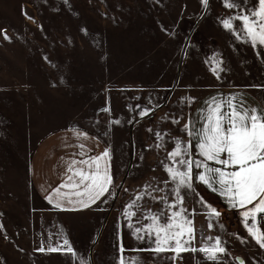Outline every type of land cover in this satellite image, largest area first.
Masks as SVG:
<instances>
[{
  "label": "rangeland",
  "instance_id": "374dc122",
  "mask_svg": "<svg viewBox=\"0 0 264 264\" xmlns=\"http://www.w3.org/2000/svg\"><path fill=\"white\" fill-rule=\"evenodd\" d=\"M228 9L225 0L207 7L201 0H0V264H99L116 221L147 229L152 216L165 224L181 207L196 230L191 247L219 238L230 264L237 257L264 264V252L252 258L239 249L227 216L209 217L191 190L181 189L183 204L169 207L174 184L165 164L177 140L188 143L189 110L215 82L205 57L216 43L206 27ZM250 45L235 47L247 49L243 63ZM67 128L93 131L109 150L112 184L98 208L57 211L30 183L38 143ZM138 236L156 247L154 235Z\"/></svg>",
  "mask_w": 264,
  "mask_h": 264
},
{
  "label": "snow or ice",
  "instance_id": "6c2138e0",
  "mask_svg": "<svg viewBox=\"0 0 264 264\" xmlns=\"http://www.w3.org/2000/svg\"><path fill=\"white\" fill-rule=\"evenodd\" d=\"M201 3L207 7L208 0H201ZM225 6L234 7L233 3L225 0ZM254 17L259 19L250 20L248 16L237 17L242 21L248 42L253 48L264 47V0H260L258 12L253 13ZM223 27L237 34V28L233 26L230 20L223 21ZM8 37L5 35V39ZM219 68L217 62L216 68L212 69L215 73ZM235 97L227 101L217 103L215 98L207 109V114L203 117L201 126L196 128L188 122L183 131L190 138L185 144L177 140L175 149L169 153L168 159L172 165L165 164V171L169 179L174 184L171 190L174 201L169 202L170 208H176L183 204L181 189L193 190L192 178L193 168L200 170L196 179L205 184L210 190L218 192L225 198L231 208L244 209L241 212L243 223L249 234L253 236L258 244L264 248V233L256 228V221L259 214H264V109L256 108L245 109L242 105H237ZM225 104L227 105L225 110ZM109 111V109H104ZM147 110L141 115H147ZM178 123V121H173ZM119 124V120L112 121ZM78 137L87 139V134L77 132ZM160 134L157 133V136ZM196 138V148L198 155L202 159H195L191 153V138ZM84 148L83 144L79 145ZM223 157V158H222ZM110 153L107 149L99 156L89 159L72 160L68 167L67 179L54 192V195L60 196L61 188H68L71 191L63 193V196L69 197L67 202L73 205H79L81 208L90 207L102 196L108 193L112 184L110 172ZM209 162H213L220 167H211ZM168 181H165L167 184ZM149 186H145V193ZM159 189H154L158 191ZM74 196L77 199L73 200ZM137 196L136 200L142 199ZM49 203L62 210H79L76 207L63 209L59 200L53 201L52 195L48 196ZM199 203L208 209L209 217L218 218L220 213L203 200ZM248 205H252L251 208ZM134 207L133 204L128 205ZM186 209L182 207L173 212L170 222L161 224L159 217L152 216V224L147 229L137 228L136 232L145 231L148 235H154L156 247L155 252L165 250L175 251L177 254L181 251H199L204 253L206 260L218 261V253H225L219 238L207 237L210 243L200 248L191 247L196 238V230L191 219L184 216ZM126 216L131 217L134 213L126 212ZM148 217H145L147 219ZM251 219L252 223L249 224ZM264 220V216H260ZM129 227H132L129 224ZM209 229L213 227L210 222ZM174 241V245L170 242ZM67 245L68 241L65 240ZM60 248H49L48 251H60ZM40 251H44L43 248ZM67 252L73 253L69 246ZM75 255V253H73Z\"/></svg>",
  "mask_w": 264,
  "mask_h": 264
},
{
  "label": "crops",
  "instance_id": "0c3cea01",
  "mask_svg": "<svg viewBox=\"0 0 264 264\" xmlns=\"http://www.w3.org/2000/svg\"><path fill=\"white\" fill-rule=\"evenodd\" d=\"M229 2L233 3L234 7L229 8L227 12L213 16V21L211 20L206 27L209 38H212L216 43L213 66H208L215 82H213V86L208 87L199 95L189 110L186 123L191 122L196 128L201 126L203 117L207 114V109L213 102V98L219 103L235 97L234 102L237 105H242L245 109H264V47L253 48L250 45L248 49L250 52L247 51V55H250V57L244 60L245 63H243V59L240 60V53L246 54L244 50L247 49L240 52L235 48L236 45L243 47L248 43L242 21L236 18L248 16L250 20H258L259 18L254 17L253 13L259 11L260 0H229ZM201 18L194 24L193 29L201 23L203 19ZM225 20H230L233 26L237 28L239 38H237L236 33L223 27V21ZM210 28L217 29L218 32L212 34ZM205 58V61H208L207 57ZM217 62H219V68L214 73L212 69L216 68ZM226 107L225 104V110ZM77 132L86 133L88 138L78 137ZM187 139L189 142L190 138L188 136ZM81 144L85 147L80 148L79 145ZM191 144L193 157L202 159L198 155L196 138H191ZM105 149H107V146L102 139L91 130L67 128L48 134L38 143L30 158L29 180L33 189L43 202L60 212L72 213L98 208L96 205L103 196L96 203L91 204L90 207L81 208L79 205L69 204L67 202L69 197L62 195L70 192V189L61 188L60 196L54 195V192L67 179L69 173L66 170L72 160L99 156ZM108 163L112 176L111 156ZM209 164L211 167H220V165L213 162H209ZM199 171L193 168L192 193L199 201L203 200L218 212L232 214L235 219L233 227L236 229L234 238L236 246L243 252L249 253L252 258L262 256L264 248L249 234L242 222L244 218L241 212L244 209L231 208L227 200L218 192H214L205 184L198 182L196 175ZM50 195H52L54 202L56 200L60 201L63 209L76 207L79 210H62L54 207V204L49 203L47 199ZM71 199L75 200L77 198L72 196ZM248 207L251 208L252 205H248ZM111 209H109L103 221L107 218L108 213L113 211ZM260 216H264V214L258 215L256 228L264 233V220H261ZM248 222L251 224V219ZM116 223L101 245L97 258L99 264H211L212 262L206 260L204 253L177 254L172 250L157 253L153 251L155 246L143 243L138 239V233L133 231V227H129L128 223L123 224L117 221ZM218 257L219 264H230V257L226 254H219Z\"/></svg>",
  "mask_w": 264,
  "mask_h": 264
},
{
  "label": "water",
  "instance_id": "95a60500",
  "mask_svg": "<svg viewBox=\"0 0 264 264\" xmlns=\"http://www.w3.org/2000/svg\"><path fill=\"white\" fill-rule=\"evenodd\" d=\"M203 16H204V15H202V18H203ZM202 18H201V19H202ZM194 29H195V27H194ZM194 29H193V30H194ZM193 30L191 31V33L189 34V36L187 37V39H186L185 42H187V41L189 40V37L191 36ZM207 59H208V64H209V66L212 67V66H213V59H215V56H214V55H212V56H208ZM159 108H160V107H159ZM157 109H158V108H157ZM236 262L239 263V264H242V263H243L242 258L237 257V258H236Z\"/></svg>",
  "mask_w": 264,
  "mask_h": 264
},
{
  "label": "built area",
  "instance_id": "2783aa9c",
  "mask_svg": "<svg viewBox=\"0 0 264 264\" xmlns=\"http://www.w3.org/2000/svg\"><path fill=\"white\" fill-rule=\"evenodd\" d=\"M225 214V213H224ZM228 218V224H230L231 226H234V223H235V219L233 218V215L230 214V213H226L225 214Z\"/></svg>",
  "mask_w": 264,
  "mask_h": 264
}]
</instances>
